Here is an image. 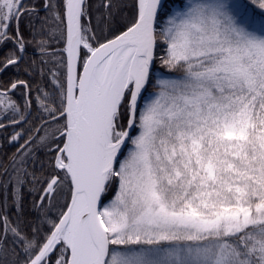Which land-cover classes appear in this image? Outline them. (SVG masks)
<instances>
[{
    "label": "snow or ice",
    "instance_id": "1",
    "mask_svg": "<svg viewBox=\"0 0 264 264\" xmlns=\"http://www.w3.org/2000/svg\"><path fill=\"white\" fill-rule=\"evenodd\" d=\"M102 7L0 0V264H264V0Z\"/></svg>",
    "mask_w": 264,
    "mask_h": 264
},
{
    "label": "trees",
    "instance_id": "2",
    "mask_svg": "<svg viewBox=\"0 0 264 264\" xmlns=\"http://www.w3.org/2000/svg\"><path fill=\"white\" fill-rule=\"evenodd\" d=\"M25 2L29 6H31L32 4H42L43 3V0H25ZM106 2H107V0H87V3L89 5V13H90V18H91V23H92L93 26H95L97 24V18L98 17H101L104 14L105 9L102 7V5L104 3H106ZM113 2L114 3H120V4H131L132 3V0H113ZM132 12H133V10L131 8H124V9H122L120 15L117 16V20H119L121 18V16H123L124 14H127L128 16H131ZM41 15H43V12H41ZM25 23H26V21H25ZM101 27H103V25H101ZM62 47H63L62 42L61 43H55L54 42L52 44V49L53 50L60 49ZM28 53L31 56L33 54V49L32 48H29ZM2 74H3V76H2L3 79H2V81L0 83V86H3L10 79H13L14 78V70L8 71V72H4ZM21 78L29 79V77H24V76H22ZM31 79H32V82H33L34 85L35 84H41L42 83L41 77H40L39 73H37ZM24 92H25V90L23 88L17 89L15 91V95H14L13 98L22 101V98L24 96ZM33 95H35V92H33ZM12 131H13V129L11 127H9L8 128V134H11ZM4 136H5V134H4L3 130H0V154H5L6 153L7 155H11L13 152H15L16 147L18 145L7 143L5 141ZM37 155L41 159L44 158L43 151L38 152ZM37 175L39 176L40 173L38 172ZM37 187H39V185H37ZM37 195H38V193H37ZM0 199H2V196H0ZM32 199H33V195L28 194L26 196V202H27V205L29 207V210H30V206H31ZM34 215H35V213L32 214V216H34Z\"/></svg>",
    "mask_w": 264,
    "mask_h": 264
},
{
    "label": "flooded vegetation",
    "instance_id": "3",
    "mask_svg": "<svg viewBox=\"0 0 264 264\" xmlns=\"http://www.w3.org/2000/svg\"><path fill=\"white\" fill-rule=\"evenodd\" d=\"M4 51H6V50H4V49H0V56H2L3 55V53H4ZM3 74L2 73H0V83H1V81H2V79H3Z\"/></svg>",
    "mask_w": 264,
    "mask_h": 264
}]
</instances>
